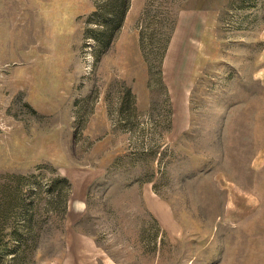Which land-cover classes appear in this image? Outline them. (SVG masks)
<instances>
[{
	"label": "rangeland",
	"instance_id": "rangeland-1",
	"mask_svg": "<svg viewBox=\"0 0 264 264\" xmlns=\"http://www.w3.org/2000/svg\"><path fill=\"white\" fill-rule=\"evenodd\" d=\"M126 262L264 264V0H0V264Z\"/></svg>",
	"mask_w": 264,
	"mask_h": 264
},
{
	"label": "crops",
	"instance_id": "crops-1",
	"mask_svg": "<svg viewBox=\"0 0 264 264\" xmlns=\"http://www.w3.org/2000/svg\"><path fill=\"white\" fill-rule=\"evenodd\" d=\"M146 195H147V198H148V204H149L150 208L152 209V211L154 212V215L157 217V219L159 221H161V215H158L156 213L153 204H156V206L160 205L161 208L165 209V207L167 206V203L166 202H162L161 200H160V202H158V200H156L154 197H152V195H150V191L149 190L146 192ZM150 196H151V198H150ZM153 200H154V203H151ZM116 264H140V263H138V262H126V263H116Z\"/></svg>",
	"mask_w": 264,
	"mask_h": 264
},
{
	"label": "trees",
	"instance_id": "trees-1",
	"mask_svg": "<svg viewBox=\"0 0 264 264\" xmlns=\"http://www.w3.org/2000/svg\"><path fill=\"white\" fill-rule=\"evenodd\" d=\"M62 178L67 183L68 191H69V193H71L73 191V188H74V185H73L72 181L69 178H67V177H62Z\"/></svg>",
	"mask_w": 264,
	"mask_h": 264
},
{
	"label": "bare ground",
	"instance_id": "bare-ground-1",
	"mask_svg": "<svg viewBox=\"0 0 264 264\" xmlns=\"http://www.w3.org/2000/svg\"><path fill=\"white\" fill-rule=\"evenodd\" d=\"M77 198H78V197H77ZM75 200H76V201H75ZM75 200H73V201L77 202L78 205L76 204V205H74V206H76V207L78 206V208L81 210V206H79V205L82 204L81 200H80V199H75ZM81 213H82V212H81ZM81 213H80V214H81Z\"/></svg>",
	"mask_w": 264,
	"mask_h": 264
},
{
	"label": "water",
	"instance_id": "water-1",
	"mask_svg": "<svg viewBox=\"0 0 264 264\" xmlns=\"http://www.w3.org/2000/svg\"><path fill=\"white\" fill-rule=\"evenodd\" d=\"M72 201H73V200H72ZM72 204H73V206H74V202H72ZM72 209H73V208H70V209H69V214H70V215H71Z\"/></svg>",
	"mask_w": 264,
	"mask_h": 264
}]
</instances>
